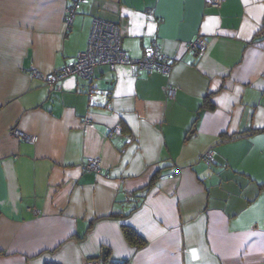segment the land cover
I'll list each match as a JSON object with an SVG mask.
<instances>
[{"label":"crops","instance_id":"1","mask_svg":"<svg viewBox=\"0 0 264 264\" xmlns=\"http://www.w3.org/2000/svg\"><path fill=\"white\" fill-rule=\"evenodd\" d=\"M75 1L0 0V264H264V0H81L68 30ZM96 17L132 57L156 38L170 73L32 76L73 63Z\"/></svg>","mask_w":264,"mask_h":264},{"label":"built area","instance_id":"2","mask_svg":"<svg viewBox=\"0 0 264 264\" xmlns=\"http://www.w3.org/2000/svg\"><path fill=\"white\" fill-rule=\"evenodd\" d=\"M223 1L224 0H206V2L212 6H219ZM80 7L81 0H76L71 6L67 7L66 24L68 30ZM190 48L195 49L199 56H203L208 49V42L204 36L199 35L190 43ZM173 64V60L161 52L160 44L156 38L152 40L141 57H132L122 44L119 25L96 17L93 20L88 47L85 51L78 54L73 63L65 65L56 73L53 72L48 74H43L37 68L32 67L31 74L34 78L45 80L50 85H57L61 80L70 75H78L93 83L96 76V68L99 66H107L110 69H114L119 65H128L138 72L157 70L167 74L170 73ZM167 91L169 97L175 96V89L173 87H167ZM10 133L13 137L25 142L36 143L38 141L37 136L28 134L18 127L11 129ZM122 134V127L117 124L109 130L108 137L114 139ZM128 139L132 140L133 137L128 136ZM204 158L208 163L213 161V151H208ZM83 168L86 171L101 172V159L96 157L89 158L84 163ZM173 173L174 175H178L179 170L176 169ZM32 211L38 213L36 209ZM87 264H102V259H90Z\"/></svg>","mask_w":264,"mask_h":264},{"label":"trees","instance_id":"3","mask_svg":"<svg viewBox=\"0 0 264 264\" xmlns=\"http://www.w3.org/2000/svg\"><path fill=\"white\" fill-rule=\"evenodd\" d=\"M123 230L128 241L137 248H142L146 245L147 243L146 240L134 228L126 225L123 227ZM111 264H130V263L127 260H123V261H115V262L113 261Z\"/></svg>","mask_w":264,"mask_h":264},{"label":"water","instance_id":"4","mask_svg":"<svg viewBox=\"0 0 264 264\" xmlns=\"http://www.w3.org/2000/svg\"><path fill=\"white\" fill-rule=\"evenodd\" d=\"M106 257H107V256H106V251H105V252H104V257H103L104 264H106V263H105V261H106Z\"/></svg>","mask_w":264,"mask_h":264}]
</instances>
